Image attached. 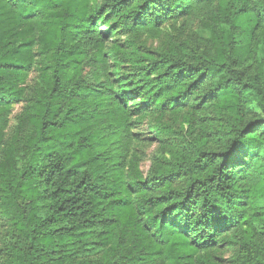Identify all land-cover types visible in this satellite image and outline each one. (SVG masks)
<instances>
[{
    "label": "trees",
    "instance_id": "obj_1",
    "mask_svg": "<svg viewBox=\"0 0 264 264\" xmlns=\"http://www.w3.org/2000/svg\"><path fill=\"white\" fill-rule=\"evenodd\" d=\"M23 102L0 264H264V0H0V114Z\"/></svg>",
    "mask_w": 264,
    "mask_h": 264
},
{
    "label": "rangeland",
    "instance_id": "obj_2",
    "mask_svg": "<svg viewBox=\"0 0 264 264\" xmlns=\"http://www.w3.org/2000/svg\"><path fill=\"white\" fill-rule=\"evenodd\" d=\"M184 18L170 21L162 27L163 31L160 37L156 39L148 38L146 35L139 36L135 38L138 42H143V44L151 49H154L160 45H165L170 41H175L180 37L181 34V25L184 23ZM102 32H106L107 29L104 26L100 27ZM129 33L116 31V35L113 38L115 43H120L124 46L128 45V41L132 37H128ZM37 77V73H33L29 78V85H32ZM139 103V100L137 99ZM136 103V102H135ZM131 104L134 105V101H131ZM28 105V102H23L17 105L12 106L9 112H2L0 114V128L3 127V132L6 135V139H9L16 124L18 122V117L24 111L25 107ZM148 123L149 120L143 121L137 125L136 129L133 131L136 135V141L132 145V156L138 160V167L140 172L147 177L151 166L153 164V158L158 151L159 144L157 142L151 141L148 133ZM131 151V152H132ZM1 183V181H0ZM1 185V184H0ZM8 227L5 222H1L0 226V243L2 244L3 240L8 241ZM4 242V243H5ZM235 248L226 246L224 243L218 245V247L212 249V254L215 258L224 260L225 262L233 256Z\"/></svg>",
    "mask_w": 264,
    "mask_h": 264
}]
</instances>
